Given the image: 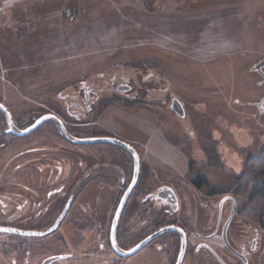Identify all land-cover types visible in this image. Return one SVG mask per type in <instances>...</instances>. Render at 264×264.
<instances>
[{
  "label": "rangeland",
  "instance_id": "374dc122",
  "mask_svg": "<svg viewBox=\"0 0 264 264\" xmlns=\"http://www.w3.org/2000/svg\"><path fill=\"white\" fill-rule=\"evenodd\" d=\"M0 1V100L17 116L52 111L72 123L65 109L83 102L85 83L95 104L69 126L74 137H115L147 174L201 170L209 190L239 191L247 160L264 151V0ZM36 140L48 153L77 146L44 130ZM252 192H240L241 215Z\"/></svg>",
  "mask_w": 264,
  "mask_h": 264
},
{
  "label": "flooded vegetation",
  "instance_id": "af4514ba",
  "mask_svg": "<svg viewBox=\"0 0 264 264\" xmlns=\"http://www.w3.org/2000/svg\"><path fill=\"white\" fill-rule=\"evenodd\" d=\"M106 83L130 96L128 82ZM81 89L83 102L65 109L72 123L52 111L17 116L0 100V229L10 230H0V264H262L264 223L241 215L240 191L209 190L201 170L147 174L132 145L138 174L135 159L111 144L48 153L49 145L31 140L44 130L64 143L52 122L18 135L44 115L72 135L69 126L80 127L95 104L93 90ZM168 109L183 113L174 98Z\"/></svg>",
  "mask_w": 264,
  "mask_h": 264
},
{
  "label": "trees",
  "instance_id": "16d2710c",
  "mask_svg": "<svg viewBox=\"0 0 264 264\" xmlns=\"http://www.w3.org/2000/svg\"><path fill=\"white\" fill-rule=\"evenodd\" d=\"M237 189L245 196L251 194L247 209L242 213L244 218L264 223V151L256 159L246 162L244 173L237 178Z\"/></svg>",
  "mask_w": 264,
  "mask_h": 264
},
{
  "label": "water",
  "instance_id": "95a60500",
  "mask_svg": "<svg viewBox=\"0 0 264 264\" xmlns=\"http://www.w3.org/2000/svg\"><path fill=\"white\" fill-rule=\"evenodd\" d=\"M263 68H264V60L261 63H259L256 66L255 69L258 72H261V70ZM177 112H178V108H177ZM48 122L54 123L59 129L60 135L67 142H69L71 144H74V145L111 144V145L117 146L119 148H122L123 150L127 151L135 159L136 174H138V168H139L138 155H137L136 151L130 145H128L126 143H123L121 141H118V140H116L114 138H109V137H94V138H90V139H79V138H76V137L70 135L67 132L66 128L64 127L62 121L59 120L58 118H56L53 115H44L38 122L35 123L34 127L29 129L28 131L19 133L18 135H21V136L29 135L30 133H32L35 130H37L40 126H42L43 124L48 123ZM125 200H126V198H124L123 201H125ZM122 205H123V203H122Z\"/></svg>",
  "mask_w": 264,
  "mask_h": 264
},
{
  "label": "crops",
  "instance_id": "0c3cea01",
  "mask_svg": "<svg viewBox=\"0 0 264 264\" xmlns=\"http://www.w3.org/2000/svg\"><path fill=\"white\" fill-rule=\"evenodd\" d=\"M25 1H26V0H25ZM0 3H1V1H0ZM0 5H1V4H0ZM30 6H33V5H32V4H28V5H26V6H25V10H24L23 13H24V14H27L28 12H30V13H31V16H34V15H32V13H33V12H32V8L29 9V10H27V7L30 8ZM1 10H2V9L0 8V13H1ZM1 15H2V14H1ZM37 20H38V19H37Z\"/></svg>",
  "mask_w": 264,
  "mask_h": 264
},
{
  "label": "snow or ice",
  "instance_id": "6c2138e0",
  "mask_svg": "<svg viewBox=\"0 0 264 264\" xmlns=\"http://www.w3.org/2000/svg\"><path fill=\"white\" fill-rule=\"evenodd\" d=\"M0 230L5 231V232L10 231L9 229H0Z\"/></svg>",
  "mask_w": 264,
  "mask_h": 264
}]
</instances>
